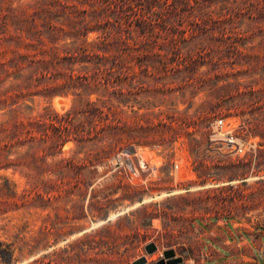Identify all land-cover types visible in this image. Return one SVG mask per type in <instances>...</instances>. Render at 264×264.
I'll return each mask as SVG.
<instances>
[{
  "label": "rangeland",
  "instance_id": "1",
  "mask_svg": "<svg viewBox=\"0 0 264 264\" xmlns=\"http://www.w3.org/2000/svg\"><path fill=\"white\" fill-rule=\"evenodd\" d=\"M68 4L97 10V25L114 33L122 24L131 38L135 64L124 86L130 100L119 107L117 95L106 100L126 123L125 140L99 161L106 141H66L47 159H73V166L66 162V196L46 207L23 205L18 194L27 178L20 168H0V241L14 249L13 260L0 264H40L65 248L66 264H133L143 256L157 264L169 260L168 250L182 259L172 264H204L212 225L222 237L242 229L255 237L252 227L264 223V0H0V13L16 22L23 8L54 12L38 17L47 41L39 73L5 83H20L12 92L21 95V118L56 121L96 98L76 94L66 61L51 65L49 36L58 37L61 55L73 41ZM219 118L238 127L245 155L213 142ZM88 158L98 162L82 165ZM46 225L52 232L40 234ZM150 243L157 245L152 253Z\"/></svg>",
  "mask_w": 264,
  "mask_h": 264
},
{
  "label": "trees",
  "instance_id": "2",
  "mask_svg": "<svg viewBox=\"0 0 264 264\" xmlns=\"http://www.w3.org/2000/svg\"><path fill=\"white\" fill-rule=\"evenodd\" d=\"M65 13L68 22L73 24L74 30L68 34L73 41L66 43L65 54L61 55V49L55 41L58 37L49 36L54 44L51 65L60 66L66 61V74L69 70L70 80L77 81L78 84L73 86L80 90L76 94H86L88 97L95 94L96 98L88 99L84 107L72 106L65 114L59 115L56 121L44 114L21 118L16 113L21 95L12 92L20 83L5 87L11 76L19 79L25 71H31L33 76L39 73L45 62L44 57L39 58V54L44 56L47 53L40 47L47 41L42 38L45 31L41 28L38 17L50 19L54 14L53 10L38 6L23 8L14 15L18 17V22L12 21L14 18L8 13H0V110L5 109L0 114V168L21 169L27 183L18 197L28 207L37 206L38 201L43 202L46 207L53 199L66 196V162L73 166V159L61 158L47 162L48 157L55 159L61 154L60 150L66 141H106L104 148L96 154L95 159L99 161L124 142L122 134L127 131L126 123L116 117L118 112L113 109L114 105H107L106 102L113 101L114 95H117L118 107L127 105L130 100L128 91L124 89L135 64L129 34L121 23L119 31L113 27L116 30L114 33L109 31L106 24L97 25L101 22V15L95 9L81 10L76 4H68ZM9 22L18 25L15 31L10 28ZM93 23L96 25H92ZM50 26V32H53L57 25L51 22ZM101 29L105 30L104 36L98 35L94 40L87 39L90 32ZM176 48L172 47L175 51ZM77 64L80 65L78 68L75 67ZM116 85L120 87L112 91V87ZM104 97L107 99L103 100ZM79 116L84 117V120L75 124ZM49 129L54 133L50 134ZM98 161L88 158L82 160V165L88 167V162L95 165ZM50 232L52 231L48 225L40 230V234ZM13 256V243L0 241L1 261L11 262ZM48 258L47 261L41 260L40 264H66V248L62 252L54 251Z\"/></svg>",
  "mask_w": 264,
  "mask_h": 264
},
{
  "label": "crops",
  "instance_id": "3",
  "mask_svg": "<svg viewBox=\"0 0 264 264\" xmlns=\"http://www.w3.org/2000/svg\"><path fill=\"white\" fill-rule=\"evenodd\" d=\"M215 226L209 230L204 264H264V223L252 227L255 237L243 229L222 237Z\"/></svg>",
  "mask_w": 264,
  "mask_h": 264
},
{
  "label": "built area",
  "instance_id": "4",
  "mask_svg": "<svg viewBox=\"0 0 264 264\" xmlns=\"http://www.w3.org/2000/svg\"><path fill=\"white\" fill-rule=\"evenodd\" d=\"M216 125L218 127L216 132L217 137L213 142L221 143L228 150L229 154L245 155L247 144L238 127L228 126L225 118L217 119Z\"/></svg>",
  "mask_w": 264,
  "mask_h": 264
},
{
  "label": "water",
  "instance_id": "5",
  "mask_svg": "<svg viewBox=\"0 0 264 264\" xmlns=\"http://www.w3.org/2000/svg\"><path fill=\"white\" fill-rule=\"evenodd\" d=\"M146 249L149 253H152V252L156 251L157 245L155 243H150L146 246ZM165 254H166V257L169 258V260L168 261L161 260L157 264H172L175 262L182 261L181 258L175 257L173 250H168V251H166ZM145 263H147V257L143 256V257H140L139 259L135 260L133 264H145ZM181 264H183V263H181Z\"/></svg>",
  "mask_w": 264,
  "mask_h": 264
},
{
  "label": "bare ground",
  "instance_id": "6",
  "mask_svg": "<svg viewBox=\"0 0 264 264\" xmlns=\"http://www.w3.org/2000/svg\"><path fill=\"white\" fill-rule=\"evenodd\" d=\"M64 100V99H63Z\"/></svg>",
  "mask_w": 264,
  "mask_h": 264
}]
</instances>
